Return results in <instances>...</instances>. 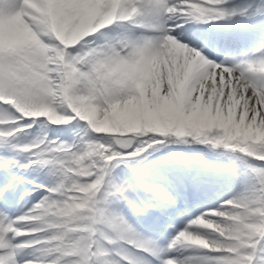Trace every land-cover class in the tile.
Returning <instances> with one entry per match:
<instances>
[{"label":"snow or ice","instance_id":"1","mask_svg":"<svg viewBox=\"0 0 264 264\" xmlns=\"http://www.w3.org/2000/svg\"><path fill=\"white\" fill-rule=\"evenodd\" d=\"M0 264H264V0H0Z\"/></svg>","mask_w":264,"mask_h":264},{"label":"rangeland","instance_id":"2","mask_svg":"<svg viewBox=\"0 0 264 264\" xmlns=\"http://www.w3.org/2000/svg\"><path fill=\"white\" fill-rule=\"evenodd\" d=\"M31 178H34L35 179V176H33V177H31ZM36 182H40L39 180H37ZM25 190H27V189H25ZM21 195L23 194L22 192L20 193ZM231 195H235V190H233V191H231V192H227L226 194H225V198H227L228 196H231ZM33 202H35V201H33ZM195 211H196V209H194ZM199 213H198V210L196 211V214H194V215H198ZM151 223V222H150ZM149 223V224H150ZM165 223H171V222H169V221H161V224L160 225H157L156 226V228H157V232L155 233H153V234H158V232L159 231H163V224H165ZM161 227V228H160ZM178 227H183V224H178ZM173 235H174V233H172Z\"/></svg>","mask_w":264,"mask_h":264},{"label":"bare ground","instance_id":"3","mask_svg":"<svg viewBox=\"0 0 264 264\" xmlns=\"http://www.w3.org/2000/svg\"><path fill=\"white\" fill-rule=\"evenodd\" d=\"M194 210V209H193ZM197 210V209H196ZM198 213H199V209H198ZM199 215V214H198ZM150 223V222H149ZM157 226V225H156Z\"/></svg>","mask_w":264,"mask_h":264}]
</instances>
